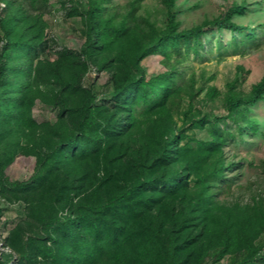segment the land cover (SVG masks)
<instances>
[{
  "label": "trees",
  "instance_id": "trees-1",
  "mask_svg": "<svg viewBox=\"0 0 264 264\" xmlns=\"http://www.w3.org/2000/svg\"><path fill=\"white\" fill-rule=\"evenodd\" d=\"M50 1L0 0L1 162L20 150L37 156L26 181L0 173V195L24 199L44 232L28 240L20 264H216L226 258V264H264V199L220 201L224 185L232 188L225 172L235 163L225 147L236 135L215 124L211 140L188 138L171 108L182 93L197 94L194 80L185 86L178 64L185 51L204 49L208 32L228 29L236 52L253 47L251 27L234 22L246 14L248 0L188 29H181L176 0H162L163 27L136 17L138 0L123 12L109 8L111 0H64L66 17L82 24L79 51L54 50L39 12ZM152 55L165 58V72H145L143 61ZM92 68L108 73L105 90L93 84ZM38 99L58 110L57 124L32 119ZM263 100L264 76L248 93L237 90V81L228 84L227 117L240 136L256 133L246 108ZM210 118L203 114L191 124ZM68 120L72 129L63 131ZM20 133L29 146L14 138Z\"/></svg>",
  "mask_w": 264,
  "mask_h": 264
},
{
  "label": "rangeland",
  "instance_id": "rangeland-1",
  "mask_svg": "<svg viewBox=\"0 0 264 264\" xmlns=\"http://www.w3.org/2000/svg\"><path fill=\"white\" fill-rule=\"evenodd\" d=\"M63 1L51 0L47 6H39V12L48 25L49 35L56 42L53 45L55 51L62 47L79 51L83 44L79 32L82 24L79 17H66L67 10L62 5ZM133 1L111 0L112 3L106 5L123 12ZM234 1L240 3L241 0H176L175 10L181 29L201 25L219 17ZM68 5L66 7H69ZM136 5V17H148L158 27L165 25L166 9L162 0H138ZM3 6L0 4V12ZM246 7V14L235 17L234 22L251 27L256 37L253 47L236 52V49L228 44L233 43V34L228 29L220 27L208 32L202 39L204 49H200L199 54L185 51L182 62L178 64L185 86L193 83L197 94L191 99L184 92L178 102L171 106L177 128L188 138L211 140L215 124L222 128L227 127L231 134L236 135L225 147L226 158L235 163V166L225 172V179L230 182L232 188L229 190V184L224 185L225 193L220 197V201L232 203L237 200L243 205L250 203L254 198L264 199V100L246 108L249 119L257 123V131L254 133L249 130L242 136L239 135L236 124L227 117L225 104L229 83L237 81V90L248 93L264 76V0H248ZM174 62L173 59L171 63ZM168 66L162 55H152L143 61V68L148 75L163 73ZM90 73L93 75V84L99 90H105L108 73L97 72L94 68ZM191 80L194 81L191 83ZM212 90H217L218 94L212 97ZM190 106L193 110L186 116ZM203 114L211 118L203 126H193L191 119L201 118ZM57 117V109L39 99L36 100L32 110L34 121L41 125L48 121L57 124ZM71 129L72 124L68 120L63 131ZM14 138L20 141L21 147L30 145L22 133ZM187 142L188 139L185 138L182 145ZM4 147L5 145L0 146V173L11 182L28 180L35 171L37 156L20 150L9 162H1ZM39 148L37 147V151H41ZM18 198L12 192H6L5 196L0 195V261L11 255L12 260L7 264H20L22 249L28 240L44 233L41 225L31 218L28 209L24 208V199L19 201ZM6 237L10 238L8 243L5 242ZM261 241L264 243V233ZM227 260L226 258L216 264H226ZM35 263L36 261H33L31 264Z\"/></svg>",
  "mask_w": 264,
  "mask_h": 264
}]
</instances>
